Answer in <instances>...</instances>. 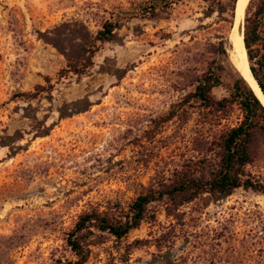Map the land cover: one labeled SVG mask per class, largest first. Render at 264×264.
Segmentation results:
<instances>
[{
	"label": "rangeland",
	"instance_id": "374dc122",
	"mask_svg": "<svg viewBox=\"0 0 264 264\" xmlns=\"http://www.w3.org/2000/svg\"><path fill=\"white\" fill-rule=\"evenodd\" d=\"M141 1L0 0V264L72 258L65 235L83 211L129 200L187 153L197 112L187 123L160 117L220 65L212 96L230 98L241 76L230 59L232 0H176L153 18L133 14ZM109 19L121 23L116 38L86 74L60 82L50 99L19 95L66 65L51 41L81 42ZM244 24L245 17L242 33ZM85 96L88 110L60 117V107ZM221 115L231 124L243 119L236 102ZM17 130L23 139L2 146ZM252 155L247 170L264 181L260 134ZM103 237L85 264H264V193L204 195L171 216L159 206L155 220L122 242Z\"/></svg>",
	"mask_w": 264,
	"mask_h": 264
},
{
	"label": "trees",
	"instance_id": "16d2710c",
	"mask_svg": "<svg viewBox=\"0 0 264 264\" xmlns=\"http://www.w3.org/2000/svg\"><path fill=\"white\" fill-rule=\"evenodd\" d=\"M175 1H141L133 14L140 18H153ZM235 7L236 0H232V15ZM120 26L119 20H106L94 36L89 33L81 35V42L76 41L67 47L51 41L65 56L66 65L55 76H46L45 84L38 83L33 90L19 95L28 100L42 95L52 98L60 82L72 76L80 77L94 66L98 52L104 43L116 38V29ZM82 27L87 28L84 24ZM243 34L250 68L264 94V0L249 1ZM230 59L241 75L231 85L230 98L216 100L212 96V90L222 84L218 71L224 67L220 65L217 71L205 74L194 90L160 117L161 123L176 118L187 123L196 112L199 115L187 153L182 155L180 162L168 175L162 173L153 177L147 186L142 183L143 190L129 200L108 199L103 205L83 211L65 235L73 257L59 259L57 264H85L89 260L91 246L101 243L105 234L122 242L142 223L155 220L159 206H163L166 214L171 216L185 204L204 195L217 201L239 188L264 193V181L247 170L253 161L252 146L256 136L260 134L264 138V103L231 56ZM227 102H236L243 112V119L236 124L225 122L221 115L226 111ZM92 104L85 96L60 107L59 115L63 118L84 112ZM48 132L46 127L39 134ZM22 139L23 134L17 130L7 134L1 145L7 147Z\"/></svg>",
	"mask_w": 264,
	"mask_h": 264
},
{
	"label": "bare ground",
	"instance_id": "6f19581e",
	"mask_svg": "<svg viewBox=\"0 0 264 264\" xmlns=\"http://www.w3.org/2000/svg\"><path fill=\"white\" fill-rule=\"evenodd\" d=\"M248 0H245V4L247 3ZM245 15V9L240 8L238 12L235 14V25L233 28V33H232V38L231 41L234 44V55L232 57V60L236 64V66L241 70L244 78L250 83V85L254 88L256 91L257 95L261 98L262 102L264 103V94L261 91V88L258 85L257 80L255 79L252 70L250 68L249 60H248V55H247V50L245 46V39L244 35L241 32V24L244 19ZM232 51V50H231Z\"/></svg>",
	"mask_w": 264,
	"mask_h": 264
},
{
	"label": "water",
	"instance_id": "95a60500",
	"mask_svg": "<svg viewBox=\"0 0 264 264\" xmlns=\"http://www.w3.org/2000/svg\"><path fill=\"white\" fill-rule=\"evenodd\" d=\"M249 1L250 0H248L247 3L245 4V0H236L235 14L238 12V10L240 8H244L245 9V14H246V9H247V6L249 4ZM244 17H245V15H244Z\"/></svg>",
	"mask_w": 264,
	"mask_h": 264
}]
</instances>
